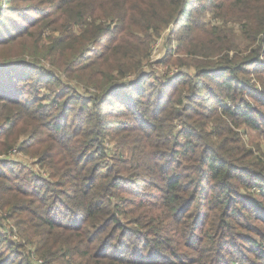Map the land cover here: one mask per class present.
Wrapping results in <instances>:
<instances>
[{"label":"trees","instance_id":"obj_1","mask_svg":"<svg viewBox=\"0 0 264 264\" xmlns=\"http://www.w3.org/2000/svg\"><path fill=\"white\" fill-rule=\"evenodd\" d=\"M199 1L0 0V155L46 168L0 158V205L24 236L0 219V264H246L233 261L238 238L264 259L234 227L264 241V203L242 193L264 197V145L246 149L238 130L264 135L262 73L260 87L233 57L168 77L144 69ZM252 11L264 44V3ZM98 61L109 69L89 70ZM10 161L25 173L4 171Z\"/></svg>","mask_w":264,"mask_h":264},{"label":"rangeland","instance_id":"obj_2","mask_svg":"<svg viewBox=\"0 0 264 264\" xmlns=\"http://www.w3.org/2000/svg\"><path fill=\"white\" fill-rule=\"evenodd\" d=\"M264 3V0H200L194 8L192 20L182 21V28L173 34L167 44L170 27L162 33V35L153 44L152 55L149 65L144 69L155 73L157 76L168 77L175 75L178 71L193 72L196 67L212 64V62H221V59H230L233 57L235 64L241 63L246 65L247 71L251 74H246V77H251L252 82L256 85L262 86L261 80L256 73L262 77L264 81V44L260 42V33L257 31V21L252 18L255 13L252 9L260 3ZM77 31V27H74ZM166 42V43H165ZM262 64L256 66H247L249 56H253L258 52H261ZM172 53V54H171ZM198 53V55H196ZM171 54V55H170ZM44 65L47 68H52L49 61H45ZM93 66V67H92ZM92 66H89V70L94 68V71L109 69L108 64L98 61ZM262 69V70H261ZM257 71V72H255ZM82 74L83 72H76L74 76ZM118 73H114L116 75ZM87 77V76H86ZM97 80L99 76H96ZM115 77V76H114ZM122 75L118 76V79L122 81L124 78ZM132 75H129L127 79H131ZM126 79V78H125ZM154 78L145 79V88H150L149 85ZM157 81V80H156ZM154 83V82H153ZM53 89L58 86L55 84H49ZM153 85L155 87L160 86V82H156ZM96 90L92 87L81 89V92L85 95L93 94ZM251 101L254 98L248 97ZM256 104L258 103L257 100ZM239 131H241L242 144L246 149L255 148L256 145H264V135L249 125L241 123ZM110 145L113 148L115 142L110 141ZM13 159L20 161L23 164H31L34 171L42 173L43 169L36 164V160L28 155L26 152L17 151L14 156L11 152L1 154L0 158ZM15 157V158H14ZM12 160V161H13ZM5 167L4 171L8 174L19 173L23 175L25 171L13 165ZM16 168V169H15ZM13 171V172H12ZM143 189L148 190V187ZM242 193L246 196L263 201L264 197L261 195L257 186H253L251 189L242 188ZM0 219L6 229H13V239L15 241H24L23 233L20 231V227L17 225V214L14 211H10L8 207H1L0 205ZM256 224L260 228V231L264 233V222L257 220ZM236 233L238 235L248 234L255 235L257 243H264L261 237L248 231L244 226L235 225ZM243 233V234H242ZM237 245L239 246V253L233 257V261H239L248 264L249 261L260 260L264 262V259L256 258L253 248L249 242H245L238 238ZM37 258V257H36Z\"/></svg>","mask_w":264,"mask_h":264},{"label":"built area","instance_id":"obj_3","mask_svg":"<svg viewBox=\"0 0 264 264\" xmlns=\"http://www.w3.org/2000/svg\"><path fill=\"white\" fill-rule=\"evenodd\" d=\"M17 153V152H16Z\"/></svg>","mask_w":264,"mask_h":264}]
</instances>
